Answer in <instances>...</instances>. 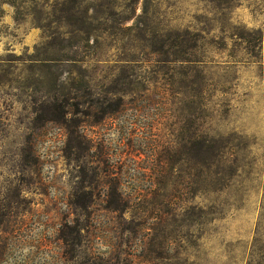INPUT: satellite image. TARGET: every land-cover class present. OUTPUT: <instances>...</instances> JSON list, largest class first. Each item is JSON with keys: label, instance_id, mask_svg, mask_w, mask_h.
Returning a JSON list of instances; mask_svg holds the SVG:
<instances>
[{"label": "rangeland", "instance_id": "obj_1", "mask_svg": "<svg viewBox=\"0 0 264 264\" xmlns=\"http://www.w3.org/2000/svg\"><path fill=\"white\" fill-rule=\"evenodd\" d=\"M62 1L0 0V264H264V0Z\"/></svg>", "mask_w": 264, "mask_h": 264}, {"label": "trees", "instance_id": "obj_2", "mask_svg": "<svg viewBox=\"0 0 264 264\" xmlns=\"http://www.w3.org/2000/svg\"><path fill=\"white\" fill-rule=\"evenodd\" d=\"M84 2H85V0H63L59 4L61 6V8H60L61 15H59L58 17H90L88 15L87 11L85 9H82ZM87 19L88 18L83 19L82 21L84 23H86L87 21L89 22L90 20L89 19L87 20ZM67 24L69 26H74V23H71L68 21H67ZM63 33L64 34H61L60 36L47 35L46 36L47 38H45V41L43 43H49L50 46H54L57 43V41H59V40L62 42L67 41L69 43L68 44L69 48L72 47L73 45L79 46L80 43L83 45L91 43V37L89 36L90 32L89 31L86 32L81 27L80 28H74L73 27L72 30L65 31ZM110 101H112V100L109 98L107 99L106 102L97 101L98 103H100V107L97 110V113L96 112H94V113H95V115L98 114V117H97L98 120L100 118H103V116H106V115L111 114V113L118 110L120 102H118V101L110 102ZM54 109L56 112L55 114H58L56 116L62 115V118H63V116H65V115H63V109L61 108L60 105H58V106L56 105ZM76 110H75L74 114L77 112H79V113L81 112V111L76 112ZM88 115H92V111H88ZM74 229H76L74 231V235H73V238L75 239L77 234H80L81 230L77 229L75 227H74ZM68 237H69V235H66L64 237V239L68 241L69 240Z\"/></svg>", "mask_w": 264, "mask_h": 264}]
</instances>
